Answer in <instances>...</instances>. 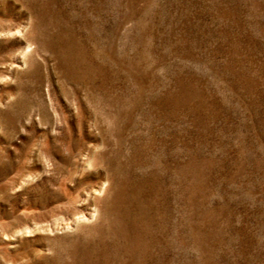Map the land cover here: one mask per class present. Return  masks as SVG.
<instances>
[{
    "label": "rangeland",
    "instance_id": "rangeland-1",
    "mask_svg": "<svg viewBox=\"0 0 264 264\" xmlns=\"http://www.w3.org/2000/svg\"><path fill=\"white\" fill-rule=\"evenodd\" d=\"M0 264H264V0H0Z\"/></svg>",
    "mask_w": 264,
    "mask_h": 264
}]
</instances>
